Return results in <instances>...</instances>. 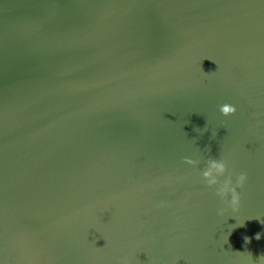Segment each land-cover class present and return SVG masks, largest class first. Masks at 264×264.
I'll list each match as a JSON object with an SVG mask.
<instances>
[{"label":"water","instance_id":"95a60500","mask_svg":"<svg viewBox=\"0 0 264 264\" xmlns=\"http://www.w3.org/2000/svg\"><path fill=\"white\" fill-rule=\"evenodd\" d=\"M0 264H264V0H0Z\"/></svg>","mask_w":264,"mask_h":264},{"label":"clouds","instance_id":"9594fccd","mask_svg":"<svg viewBox=\"0 0 264 264\" xmlns=\"http://www.w3.org/2000/svg\"><path fill=\"white\" fill-rule=\"evenodd\" d=\"M219 111L223 116L227 117V116L235 114L236 108L235 106L230 105V104H223L220 106ZM184 162L186 164L193 165V166L199 163L198 160H193L190 158H185ZM227 171H228L227 165L223 160L210 159L207 162L206 169L202 172V176L204 180L207 182V185L209 187H212L214 185L220 184L218 177L223 176ZM246 180H247V176L241 173L236 178V185L233 186L232 177L231 175H229L223 181V183L220 184V187L216 189V195L223 199L230 194L231 199L226 200L225 203L229 204L231 208L235 211L238 209L239 204H240V194L237 191V188L243 187ZM256 239H260L259 233L256 234ZM245 242L249 243L250 239L246 237Z\"/></svg>","mask_w":264,"mask_h":264}]
</instances>
